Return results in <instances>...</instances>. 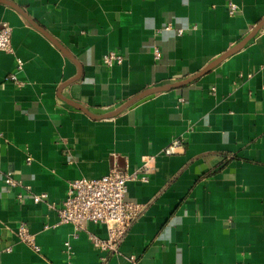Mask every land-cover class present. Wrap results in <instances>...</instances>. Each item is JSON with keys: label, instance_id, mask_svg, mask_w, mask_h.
Listing matches in <instances>:
<instances>
[{"label": "crops", "instance_id": "0c3cea01", "mask_svg": "<svg viewBox=\"0 0 264 264\" xmlns=\"http://www.w3.org/2000/svg\"><path fill=\"white\" fill-rule=\"evenodd\" d=\"M3 22L0 264H66L65 241L71 264H264V0H0ZM109 51L123 62L107 67ZM144 156L119 253L72 237L57 211L68 183L137 171Z\"/></svg>", "mask_w": 264, "mask_h": 264}, {"label": "built area", "instance_id": "2783aa9c", "mask_svg": "<svg viewBox=\"0 0 264 264\" xmlns=\"http://www.w3.org/2000/svg\"><path fill=\"white\" fill-rule=\"evenodd\" d=\"M228 11L230 14L236 12V5L229 2ZM171 24H166L161 29L169 30ZM159 29L158 31H160ZM178 34L182 29L177 30ZM0 51L12 52L11 46V27L3 22L0 25ZM152 56L155 60L161 56V51L157 46L153 47ZM123 56L116 51H109L102 57L103 63L107 67H112L123 62ZM22 62L17 61V69L20 70ZM7 80L14 82L17 86H22L23 81H19L15 73L6 77ZM180 144L178 140L173 141L169 147L164 149V154L174 153V147ZM31 157L26 158L29 163ZM152 156H144L142 165L136 171H129L127 168H112L107 174L94 179L79 178L68 183L66 196L57 207L59 223H69L73 226L72 237L77 238L80 233H86L87 238L94 249L103 253H119L120 242L126 233L129 225L141 211V205L125 200L127 192V182L140 179L146 181L147 174L152 169ZM143 174L139 176V174ZM4 184L7 187H16L20 182L5 175ZM28 187L24 186V190ZM23 193H18L17 198L21 199ZM32 200L38 203L47 198L45 193L32 194ZM89 224H102L106 227L107 236L101 238L93 233L87 232ZM16 234L18 239L39 251L35 242L34 234L30 233L24 222L19 223ZM65 253L67 256L66 264H71L73 256L72 246L69 241L64 242ZM134 260V257H129Z\"/></svg>", "mask_w": 264, "mask_h": 264}, {"label": "water", "instance_id": "95a60500", "mask_svg": "<svg viewBox=\"0 0 264 264\" xmlns=\"http://www.w3.org/2000/svg\"><path fill=\"white\" fill-rule=\"evenodd\" d=\"M170 86V85H169ZM169 86H164V87H159V88H157V90H162V89H165V88H168ZM172 86V85H171ZM116 113V112H115ZM115 113H110L109 115H113V114H115ZM109 115H107V116H109Z\"/></svg>", "mask_w": 264, "mask_h": 264}]
</instances>
